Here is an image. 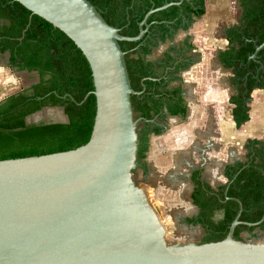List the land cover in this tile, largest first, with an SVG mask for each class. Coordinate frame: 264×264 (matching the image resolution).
<instances>
[{"label": "water", "instance_id": "95a60500", "mask_svg": "<svg viewBox=\"0 0 264 264\" xmlns=\"http://www.w3.org/2000/svg\"><path fill=\"white\" fill-rule=\"evenodd\" d=\"M14 1L81 51L94 87L84 100L93 94L96 111L85 145L0 160V264H264V244L234 238L239 225L264 222V206L259 221L243 222V206L234 199L239 209L224 239L173 244L166 240L140 181L138 120L131 102L137 92L119 42L140 41L152 13L178 4L151 8L138 24V34L128 37L88 0ZM263 49L264 42L250 58L259 62ZM61 115L44 123H67L62 108Z\"/></svg>", "mask_w": 264, "mask_h": 264}, {"label": "trees", "instance_id": "16d2710c", "mask_svg": "<svg viewBox=\"0 0 264 264\" xmlns=\"http://www.w3.org/2000/svg\"><path fill=\"white\" fill-rule=\"evenodd\" d=\"M101 13L105 21L119 29L123 36L134 37L138 33V23L152 3L161 7L163 0H88ZM241 15L237 25L226 32L227 48L217 52L221 65L232 74L231 83L235 94L229 97L232 105L231 117L235 127L249 121L251 93L255 89L264 91V49L258 53L256 62L250 58L256 46L264 42V0H239ZM200 10L205 13V0H198ZM154 13L148 19L170 20L176 8L171 7ZM30 22L23 34V30ZM159 30L163 24H159ZM125 52V61L131 87L141 89V79L148 77L147 66L140 56H135L138 42H119ZM145 53L148 51L145 48ZM8 54L7 64L17 71L36 72L37 83L7 96L0 101V160L40 156L74 150L85 145L91 135L96 102L93 94V80L89 65L75 44L60 30L36 15H32L14 0H0V62L2 55ZM147 90L159 83L144 81ZM139 98L131 96L133 114H141L146 121L161 107L160 97L143 94ZM84 100V101H83ZM83 101V102H82ZM172 101L175 99L172 98ZM178 97L170 109L172 115H184L185 106ZM59 107L68 118L67 123H26V118L43 108ZM156 132L159 128L155 129ZM138 134L137 167H140L148 149L145 133ZM244 148L248 151V161L230 166L226 176L228 185L213 192L209 185L195 179L196 187L191 195L198 207L196 217L189 219L192 224H200L205 230L203 243L220 241L225 238L230 223L235 218L240 200L243 211L240 221L255 223L260 220L264 206V141L248 139ZM139 165V166H138ZM199 176V172L195 173ZM233 198V199H227ZM222 210L221 219L214 220L215 211ZM239 225L234 238L241 240L242 232L263 229Z\"/></svg>", "mask_w": 264, "mask_h": 264}, {"label": "flooded vegetation", "instance_id": "af4514ba", "mask_svg": "<svg viewBox=\"0 0 264 264\" xmlns=\"http://www.w3.org/2000/svg\"><path fill=\"white\" fill-rule=\"evenodd\" d=\"M163 2L164 4L162 6L170 3L178 4L170 5L163 9L169 12V8L175 7V16L170 20H153L151 23H148L147 20V23L150 25L149 30L144 35V37L138 41L139 44L135 47L136 53L134 54L135 56L142 57V59L145 61L147 66L146 72L148 73V77L141 79L142 87L140 90L135 91L137 92L136 96L143 98V94H152L153 98L157 99L160 97V99H162L161 107H159L157 111L153 112V117L149 121H146L140 113L137 114L136 118L134 115V118L138 120L137 131H139L141 134L145 133L146 137L148 138V149L145 154V158L142 160L140 167H137V169H141L144 174H148L150 171V165L146 159L151 148V141H153L154 138H159L162 136L161 134L163 131H165L170 126L169 121L175 123V119H178L179 122H182V120L186 119L189 115L187 90L184 85L185 81L183 80V73L186 74L188 69L200 62L202 56L200 48L197 45L200 42V39H202L198 24L201 17L203 16L196 15V13H198L200 10L198 0H163ZM151 8L156 9L153 3L147 12ZM154 13H152L150 16H152ZM159 24H163V29L165 30L164 32L159 30ZM145 48L148 53H145ZM7 56L8 54L2 55L3 58H6V62ZM7 66L9 65L7 64ZM148 79L159 83V85L156 84L151 87L150 90H147L144 81ZM231 86L234 89V92H236L232 83ZM178 97L182 99L181 105L185 106L184 115H172L170 113V109L174 107ZM172 98L175 99V101H172ZM212 115L213 114L211 112L206 114L208 122L209 120L213 119ZM209 126V135L214 136L215 132H213L211 128V121ZM156 128H159L158 132L155 131ZM202 128L203 123L202 125L200 124L199 130L203 131L204 129ZM200 131L196 130L198 133H196V139L199 141L197 140L198 142L194 143L195 145L193 147H189L188 152H182L179 150L181 147H183L181 146V139L176 138V143L173 142V140L171 141V153L176 152L174 157H172L173 162L178 163V166L180 165L179 168L175 169H177L178 172L180 171L178 178L181 179L183 176L181 180L186 185L190 186L189 198L191 202V195L196 187L195 179L200 180L201 184L209 185L213 192H217L219 187L228 185L229 183V179L226 176V173L229 171V167L235 166L237 164H244L248 161V151L244 148V146L243 150L245 153L243 158H238L233 155L231 157L232 159L228 158L227 162H225L226 160H219V151L217 148H215L212 142L211 144L207 145L202 143V138L205 136V134L200 133ZM183 143H185V141ZM183 153L186 155H183ZM218 162H222V167L219 166ZM183 168H186V171L184 174H180L181 171L184 170ZM217 170L219 173L216 174ZM196 172H199V176L195 175ZM222 179H224V182ZM193 206L196 208V214L194 216L196 217L199 213V209L194 204ZM218 215L220 216L218 219H221L223 216L222 210L215 211L213 219L218 220L216 219ZM192 218L187 217L186 222ZM254 231L248 233L253 234ZM200 243H203V241Z\"/></svg>", "mask_w": 264, "mask_h": 264}, {"label": "rangeland", "instance_id": "374dc122", "mask_svg": "<svg viewBox=\"0 0 264 264\" xmlns=\"http://www.w3.org/2000/svg\"><path fill=\"white\" fill-rule=\"evenodd\" d=\"M213 1L216 2L217 0ZM221 3L224 7L227 4H234L235 8L239 7L238 0H221ZM201 42H203V40L200 39V42L197 44L199 48H201V44H203ZM201 54L203 55V51H201ZM202 59L203 58H201V60ZM202 63L203 62L201 61L198 62L192 68L188 69L186 74L183 73L184 81L192 80L190 82H192L193 86H200V91H198L200 94L206 91L205 87H209V85L203 87L204 83L202 77L198 76V73L200 74ZM187 73H189L188 76ZM38 80L39 76L36 72L17 71L16 69L8 68L6 58L4 57L0 62V101L13 93L29 88L31 85L37 83ZM184 85L185 88H187L185 83ZM227 108H231V106ZM195 110L196 112L191 118V122H187L189 119L188 116L186 119L182 120V122H179L178 119H175V123L169 121L170 126L163 131L161 134L162 136L154 138V140L151 141V148L146 159L150 165V171L148 174H144L141 169H137L148 201L159 224L163 228V234L166 240L173 244L200 243L205 237V230L200 225L186 222L187 217L192 218L196 214V208L193 206L189 198L190 186L186 185L181 180L183 176L180 179L178 178V175L176 180H173L175 178L171 176L173 173L172 170L179 168L180 166H178V163L173 162L172 157H174L176 152L171 153V141L173 140V142H175L176 138L181 139V146L183 147L179 150L182 152H188V148L193 147L195 145L194 143L199 141L196 139V135L198 134L196 130L200 131L201 106L197 105ZM53 112H57V114ZM58 116H62L61 108L55 110L46 108L41 113L29 117L28 121L30 123L35 121L47 122L52 118H57ZM224 127L228 131H231L226 122ZM243 138L244 137L241 136V134H235V140H230V142L227 141L228 143L226 140L218 141L222 146H231V151L233 152H231L230 156L225 153L224 150H221L222 147L219 146V160H226L225 162H227L228 158L232 159L231 157L233 155L238 158H243L245 153L243 150V144L241 146L242 151H237L239 149L238 142H240ZM184 141L185 143H183ZM232 148H234L236 152H234V149ZM163 152L166 153L163 154ZM183 155L186 154L183 153ZM218 163L219 166L222 167V162ZM183 169L184 170H182L180 174L185 173L186 168ZM217 173H219L218 170L216 171V174ZM222 180L224 182V179ZM219 217L220 216L218 215L216 219ZM240 238L243 242L264 244V228L256 229L253 234L242 232L240 234Z\"/></svg>", "mask_w": 264, "mask_h": 264}, {"label": "crops", "instance_id": "0c3cea01", "mask_svg": "<svg viewBox=\"0 0 264 264\" xmlns=\"http://www.w3.org/2000/svg\"><path fill=\"white\" fill-rule=\"evenodd\" d=\"M212 1L205 0V13L198 24L201 40H203L200 48V51H203L201 56L203 58L201 62L203 63L198 76L202 77L204 83V86H202L209 85V87H205L206 91L200 94L198 92L200 91V86H193L192 82H190L192 80H185L189 106V119L187 122H191V118L196 112L195 107L197 105L201 106L200 124L202 125L203 123L202 129L204 130L200 131V133L205 134L202 138V143L207 145L212 142L218 151L220 150L219 146H221V150L230 155L232 152L231 146H222L218 141L226 140V142H230V140H235V134H241L244 138L238 142V152L242 151L241 146L242 144L244 146L245 141L248 139L264 141V91L261 89L252 91L248 103L249 121L237 129L232 121V105L229 103V97L235 93L231 86L232 74L221 65L217 58V52L227 48L226 32L230 27L237 25L241 15V8L239 2V7L235 8L234 4H227L224 7L221 0ZM188 75L189 73H187ZM229 106L231 108H227ZM208 112L213 114V119L209 120V122L206 118ZM210 121L211 128L215 132L214 136L209 135ZM225 122L229 125L231 131L224 127ZM234 152H236L235 149ZM178 174V170L175 169L171 175L175 178L173 180H176Z\"/></svg>", "mask_w": 264, "mask_h": 264}]
</instances>
